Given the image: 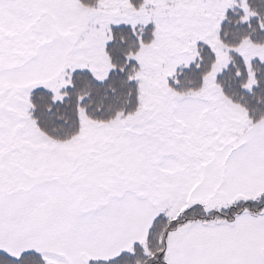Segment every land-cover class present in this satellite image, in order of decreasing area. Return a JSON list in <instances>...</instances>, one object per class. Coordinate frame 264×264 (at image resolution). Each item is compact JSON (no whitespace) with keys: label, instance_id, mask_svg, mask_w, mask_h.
Instances as JSON below:
<instances>
[{"label":"snow or ice","instance_id":"1","mask_svg":"<svg viewBox=\"0 0 264 264\" xmlns=\"http://www.w3.org/2000/svg\"><path fill=\"white\" fill-rule=\"evenodd\" d=\"M0 264H264V0H0Z\"/></svg>","mask_w":264,"mask_h":264}]
</instances>
